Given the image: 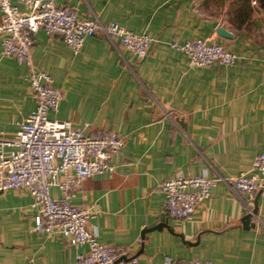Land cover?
<instances>
[{
    "label": "crops",
    "instance_id": "1",
    "mask_svg": "<svg viewBox=\"0 0 264 264\" xmlns=\"http://www.w3.org/2000/svg\"><path fill=\"white\" fill-rule=\"evenodd\" d=\"M102 23L116 21L152 38L139 58L117 38L89 35L78 53L59 35L38 30L30 59L63 91L51 117L88 130H113L123 139L115 170L87 179L71 202L95 211L88 227L100 242L127 249L142 263L164 256L213 264H264V181L254 200L223 180L251 168L264 150V7L259 0H55ZM22 9L24 7L20 5ZM244 7L245 18L237 14ZM1 15V11H0ZM239 24V25H238ZM238 25V26H236ZM218 26L232 37L218 33ZM215 39L238 53L230 65L195 66L171 44ZM0 127L13 135L36 106L27 63L2 51ZM206 174L220 179L193 216L163 213L160 184ZM54 198L58 188L51 189ZM33 198L0 192V264H70L79 251L64 238L32 231ZM167 227L143 234L151 224Z\"/></svg>",
    "mask_w": 264,
    "mask_h": 264
},
{
    "label": "built area",
    "instance_id": "2",
    "mask_svg": "<svg viewBox=\"0 0 264 264\" xmlns=\"http://www.w3.org/2000/svg\"><path fill=\"white\" fill-rule=\"evenodd\" d=\"M0 11L2 51L19 64L27 63V80L36 100L35 108L19 122L13 135H6L0 127V192L21 190L33 198L34 233L64 238L77 249L87 247L77 252L70 264H146L137 256H128L125 247L100 242L88 227L95 211L71 202L87 179L114 172L111 159L121 151L122 137L113 130H88L87 122L76 126L70 119L51 117L49 113L58 110L63 91L47 71L34 65L30 53L33 36L40 29L61 36L74 53L80 51L87 36L98 34L117 38L143 58L153 38L116 21L102 23L81 16L76 9L60 6L55 0H0ZM171 45L184 51L195 66L230 65L239 58L238 53L215 39L196 38ZM219 180L206 174H176L165 179L160 184L163 213L174 220L190 218L211 197ZM221 180L253 201L264 181V150L249 170ZM54 187L60 192L58 198L51 193ZM157 264L213 263L164 256Z\"/></svg>",
    "mask_w": 264,
    "mask_h": 264
},
{
    "label": "water",
    "instance_id": "3",
    "mask_svg": "<svg viewBox=\"0 0 264 264\" xmlns=\"http://www.w3.org/2000/svg\"><path fill=\"white\" fill-rule=\"evenodd\" d=\"M217 31H218V33L220 35L225 36V37H232L233 36L232 32H230L228 29H226L223 26H218ZM257 209H258V196L254 200V209H253V211L251 213H249L248 215H246L244 217V219H243L244 220V225L246 227H248L249 224H251L250 221L252 219V215L257 213ZM167 226H168L167 223H159V224H154L153 223V224L149 225L148 227H146L143 230V234H146L148 232L154 231L156 229H161L162 227H167Z\"/></svg>",
    "mask_w": 264,
    "mask_h": 264
},
{
    "label": "trees",
    "instance_id": "4",
    "mask_svg": "<svg viewBox=\"0 0 264 264\" xmlns=\"http://www.w3.org/2000/svg\"><path fill=\"white\" fill-rule=\"evenodd\" d=\"M238 1L242 2L244 4V7H245V4L247 3V1H250V0H238ZM259 3L264 7V0H259ZM244 7H242V8H244ZM236 13L237 14H242L243 15L242 19H244L246 14L248 13V11L244 8L242 10L241 9L238 10V12H236ZM238 25H236V26H238Z\"/></svg>",
    "mask_w": 264,
    "mask_h": 264
}]
</instances>
